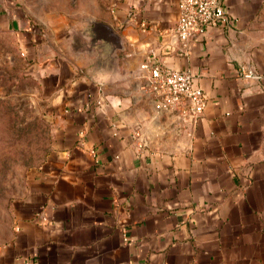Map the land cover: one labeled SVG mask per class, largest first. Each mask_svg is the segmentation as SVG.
I'll return each instance as SVG.
<instances>
[{
  "label": "crops",
  "instance_id": "obj_1",
  "mask_svg": "<svg viewBox=\"0 0 264 264\" xmlns=\"http://www.w3.org/2000/svg\"><path fill=\"white\" fill-rule=\"evenodd\" d=\"M90 1L54 26L51 2L40 20L34 0H0L64 114L0 225V264H264V0H226L227 22L184 43L178 0ZM144 62L195 75V124L155 108Z\"/></svg>",
  "mask_w": 264,
  "mask_h": 264
},
{
  "label": "rangeland",
  "instance_id": "obj_2",
  "mask_svg": "<svg viewBox=\"0 0 264 264\" xmlns=\"http://www.w3.org/2000/svg\"><path fill=\"white\" fill-rule=\"evenodd\" d=\"M47 2L53 3L54 26L59 22L68 25L77 10L91 5L90 0H34L40 8V20L47 17L41 12ZM93 3L110 10L126 0ZM26 51L20 46L12 19L0 15V225L12 222L14 208L22 200L35 170L56 149L62 133L64 114L50 106L51 90L32 69Z\"/></svg>",
  "mask_w": 264,
  "mask_h": 264
},
{
  "label": "built area",
  "instance_id": "obj_3",
  "mask_svg": "<svg viewBox=\"0 0 264 264\" xmlns=\"http://www.w3.org/2000/svg\"><path fill=\"white\" fill-rule=\"evenodd\" d=\"M226 0H178V20L174 29L184 43L206 32L209 26L227 22ZM148 87L155 97L157 110H176L180 121L196 123L206 104V94L195 84V75L188 69H174L159 62H144ZM240 74L259 81L262 75L250 66H242Z\"/></svg>",
  "mask_w": 264,
  "mask_h": 264
},
{
  "label": "water",
  "instance_id": "obj_4",
  "mask_svg": "<svg viewBox=\"0 0 264 264\" xmlns=\"http://www.w3.org/2000/svg\"><path fill=\"white\" fill-rule=\"evenodd\" d=\"M93 30L94 33L97 35L96 39H103L107 42H111L112 44H115V47H120V36L115 33L110 27H108L107 25L101 23V22H93ZM97 29H102L104 30V35L101 36L98 34V30ZM106 30V31H105Z\"/></svg>",
  "mask_w": 264,
  "mask_h": 264
}]
</instances>
